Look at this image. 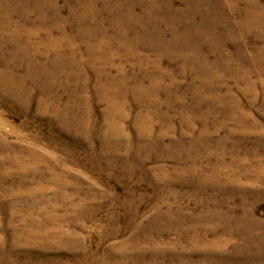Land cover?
<instances>
[{"label":"rangeland","instance_id":"374dc122","mask_svg":"<svg viewBox=\"0 0 264 264\" xmlns=\"http://www.w3.org/2000/svg\"><path fill=\"white\" fill-rule=\"evenodd\" d=\"M260 50L264 0H0V264H264Z\"/></svg>","mask_w":264,"mask_h":264},{"label":"bare ground","instance_id":"6f19581e","mask_svg":"<svg viewBox=\"0 0 264 264\" xmlns=\"http://www.w3.org/2000/svg\"><path fill=\"white\" fill-rule=\"evenodd\" d=\"M260 51H261L262 53L264 52L263 50H260ZM261 55H263V54H261ZM44 232H45V231H44ZM44 232H43V233H44Z\"/></svg>","mask_w":264,"mask_h":264}]
</instances>
